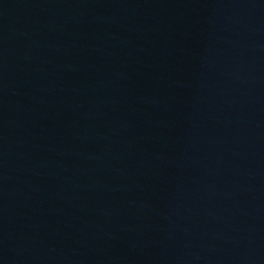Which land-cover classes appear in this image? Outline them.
<instances>
[{
  "label": "water",
  "instance_id": "obj_1",
  "mask_svg": "<svg viewBox=\"0 0 264 264\" xmlns=\"http://www.w3.org/2000/svg\"><path fill=\"white\" fill-rule=\"evenodd\" d=\"M0 264H264V0H0Z\"/></svg>",
  "mask_w": 264,
  "mask_h": 264
}]
</instances>
